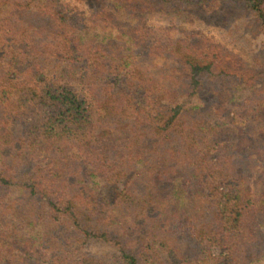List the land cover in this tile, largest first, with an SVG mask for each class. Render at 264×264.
<instances>
[{
	"label": "trees",
	"instance_id": "trees-1",
	"mask_svg": "<svg viewBox=\"0 0 264 264\" xmlns=\"http://www.w3.org/2000/svg\"><path fill=\"white\" fill-rule=\"evenodd\" d=\"M77 1L0 0V264H264V58L197 29L264 0Z\"/></svg>",
	"mask_w": 264,
	"mask_h": 264
},
{
	"label": "rangeland",
	"instance_id": "rangeland-1",
	"mask_svg": "<svg viewBox=\"0 0 264 264\" xmlns=\"http://www.w3.org/2000/svg\"><path fill=\"white\" fill-rule=\"evenodd\" d=\"M67 4H69L71 7H75L79 9L80 11H86L89 9L90 6H94V3H89L86 1H77V0H64ZM96 4V3H95ZM100 7V6H99ZM123 17V14H119V18ZM227 23H219L218 21L211 20L208 23L205 24H199L197 25L198 30H203L208 36H211L212 39L215 42L220 43L224 48L233 51L234 53L240 54L245 61L249 62L250 64L253 63V61H256L258 59L264 58V36L261 34H256V31L252 25H250L249 20L241 19V18H231L228 17ZM132 20L130 21V25H136L139 24L141 19L137 18V16L134 14L133 17H131ZM146 23L149 24L150 27L154 28L155 30L163 29L166 25L170 23V20L167 19L164 16L161 15H147L145 18H143ZM181 19H179L178 22H180ZM225 24V25H223ZM101 29V28H100ZM99 32H101V30ZM197 30L196 28H192ZM104 33V32H101ZM116 33V32H114ZM113 34V33H112ZM64 69H67V65L64 63H59L57 61H52L50 63H46V74L50 81H55L58 83L65 82L66 80L62 77L66 74L64 73ZM72 85L75 88H72L74 90H80L81 87L75 82L72 83ZM179 97L187 99V105L188 107L195 106L196 103H200L199 99L197 97H190L189 96H181ZM201 107V105H199ZM187 107V108H188ZM205 109V107L203 108ZM123 185L121 184H115L107 187L103 191V194L106 195L108 198H116L119 194V189H121ZM172 194H178L177 196H182V189H180L179 186H172ZM177 209L178 210H186V200L185 198H181L178 201H176ZM184 251L189 253L190 255H194L198 252V248L194 242H186L184 244ZM215 254H224L227 251L226 247H218L213 250Z\"/></svg>",
	"mask_w": 264,
	"mask_h": 264
}]
</instances>
